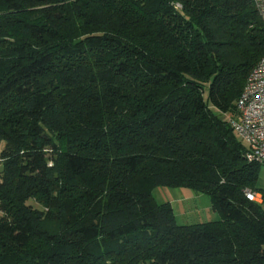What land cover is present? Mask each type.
Returning a JSON list of instances; mask_svg holds the SVG:
<instances>
[{"label": "trees", "instance_id": "trees-1", "mask_svg": "<svg viewBox=\"0 0 264 264\" xmlns=\"http://www.w3.org/2000/svg\"><path fill=\"white\" fill-rule=\"evenodd\" d=\"M262 58L252 0H0V264H264L226 118ZM159 185L220 219L178 224Z\"/></svg>", "mask_w": 264, "mask_h": 264}, {"label": "built area", "instance_id": "built-area-1", "mask_svg": "<svg viewBox=\"0 0 264 264\" xmlns=\"http://www.w3.org/2000/svg\"><path fill=\"white\" fill-rule=\"evenodd\" d=\"M260 18L264 21V0H252ZM235 116H226L236 135L248 147L247 157L264 164V58L249 74L236 100ZM248 200L260 201L257 193L245 190Z\"/></svg>", "mask_w": 264, "mask_h": 264}, {"label": "rangeland", "instance_id": "rangeland-1", "mask_svg": "<svg viewBox=\"0 0 264 264\" xmlns=\"http://www.w3.org/2000/svg\"><path fill=\"white\" fill-rule=\"evenodd\" d=\"M206 96L207 91L204 93L205 98ZM1 147L2 144H0ZM256 185L258 188L264 189V164H261L258 169ZM150 191L155 203L168 202L171 204L178 224H193L220 219V214L212 209L211 200L205 193H198L184 186L173 187L162 185L153 186ZM257 197H260V194L257 193ZM47 224L51 229L56 228L53 222Z\"/></svg>", "mask_w": 264, "mask_h": 264}, {"label": "water", "instance_id": "water-1", "mask_svg": "<svg viewBox=\"0 0 264 264\" xmlns=\"http://www.w3.org/2000/svg\"><path fill=\"white\" fill-rule=\"evenodd\" d=\"M3 171V166L2 165H0V172H2Z\"/></svg>", "mask_w": 264, "mask_h": 264}]
</instances>
